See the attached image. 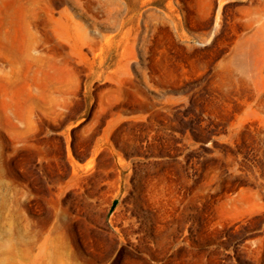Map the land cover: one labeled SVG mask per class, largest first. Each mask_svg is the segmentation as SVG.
Masks as SVG:
<instances>
[{
  "label": "rangeland",
  "instance_id": "374dc122",
  "mask_svg": "<svg viewBox=\"0 0 264 264\" xmlns=\"http://www.w3.org/2000/svg\"><path fill=\"white\" fill-rule=\"evenodd\" d=\"M0 264H264V0H0Z\"/></svg>",
  "mask_w": 264,
  "mask_h": 264
}]
</instances>
